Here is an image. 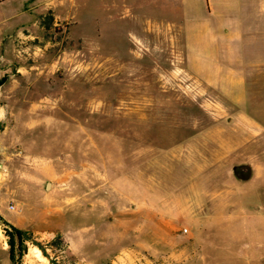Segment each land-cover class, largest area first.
Segmentation results:
<instances>
[{
  "label": "rangeland",
  "instance_id": "1",
  "mask_svg": "<svg viewBox=\"0 0 264 264\" xmlns=\"http://www.w3.org/2000/svg\"><path fill=\"white\" fill-rule=\"evenodd\" d=\"M6 1L0 264H264V68L236 108L187 70L182 0Z\"/></svg>",
  "mask_w": 264,
  "mask_h": 264
},
{
  "label": "crops",
  "instance_id": "2",
  "mask_svg": "<svg viewBox=\"0 0 264 264\" xmlns=\"http://www.w3.org/2000/svg\"><path fill=\"white\" fill-rule=\"evenodd\" d=\"M182 10L187 70L230 106L249 107L247 77L264 68V0H182Z\"/></svg>",
  "mask_w": 264,
  "mask_h": 264
},
{
  "label": "trees",
  "instance_id": "3",
  "mask_svg": "<svg viewBox=\"0 0 264 264\" xmlns=\"http://www.w3.org/2000/svg\"><path fill=\"white\" fill-rule=\"evenodd\" d=\"M237 168L238 167H236V171ZM10 227L12 228V232L8 233L9 244H10V255L12 262H14L16 254H22L26 248L25 246L26 232L12 225H10Z\"/></svg>",
  "mask_w": 264,
  "mask_h": 264
},
{
  "label": "water",
  "instance_id": "4",
  "mask_svg": "<svg viewBox=\"0 0 264 264\" xmlns=\"http://www.w3.org/2000/svg\"><path fill=\"white\" fill-rule=\"evenodd\" d=\"M235 169H236V168H234V170H235ZM48 185H50V183H47V186H48Z\"/></svg>",
  "mask_w": 264,
  "mask_h": 264
},
{
  "label": "flooded vegetation",
  "instance_id": "5",
  "mask_svg": "<svg viewBox=\"0 0 264 264\" xmlns=\"http://www.w3.org/2000/svg\"><path fill=\"white\" fill-rule=\"evenodd\" d=\"M237 170H238V168H237Z\"/></svg>",
  "mask_w": 264,
  "mask_h": 264
}]
</instances>
